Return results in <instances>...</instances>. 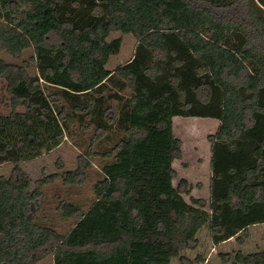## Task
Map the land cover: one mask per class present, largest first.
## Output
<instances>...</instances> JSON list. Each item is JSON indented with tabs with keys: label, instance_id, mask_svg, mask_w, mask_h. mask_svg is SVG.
<instances>
[{
	"label": "trees",
	"instance_id": "trees-1",
	"mask_svg": "<svg viewBox=\"0 0 264 264\" xmlns=\"http://www.w3.org/2000/svg\"><path fill=\"white\" fill-rule=\"evenodd\" d=\"M114 32L132 34L137 46L111 71L122 46L109 40ZM0 80L11 107L0 111V169L13 164L0 175V264L48 256L54 264H190L182 252L198 247L205 225L214 244H243L250 226L264 224V0H0ZM177 117L221 122L210 136L208 202L191 196L186 179L174 185ZM77 122L95 128L78 168L41 186L55 177L75 186L92 158L109 161L86 211L59 204L74 220L61 234L39 222L44 195L21 163L40 144L59 146ZM117 132L112 148L96 150ZM220 256L264 264V248Z\"/></svg>",
	"mask_w": 264,
	"mask_h": 264
},
{
	"label": "rangeland",
	"instance_id": "rangeland-1",
	"mask_svg": "<svg viewBox=\"0 0 264 264\" xmlns=\"http://www.w3.org/2000/svg\"><path fill=\"white\" fill-rule=\"evenodd\" d=\"M5 28L13 30L6 23ZM115 38H122V46L120 52L110 58L107 68L111 71H115L130 61L137 46V40L132 34L114 32L109 40ZM32 56H34V52L27 51L23 59L30 62ZM2 58L8 63L21 64L7 53H3ZM31 64L29 73L31 76H35L38 74L36 62ZM0 111L4 115H9L11 112L6 83L3 80H0ZM79 124L77 122L75 127L68 125L66 138L59 146L49 150L46 144H40L35 156L21 163L22 169L32 181L33 189L41 186L42 180L47 177L59 176L66 171H74L78 168L79 157L88 150L90 141L95 134L94 127L90 126V128L80 130ZM87 124V121L83 123L84 126ZM220 126L221 122L214 119L182 117L174 119L175 136L182 141L181 157L174 162L176 170L174 185L177 187L182 179H186L192 185L191 196L205 199L207 202L211 200L212 187L213 143L210 141V136H217ZM121 136V132H117L115 136L112 135L109 139L99 141L96 150L99 152L109 150ZM108 161L100 157L92 158V165L88 168L86 180L75 186L65 184L61 177H55L53 181L41 186L44 198L42 210L38 214L39 222L52 226L61 234L69 232L74 220L65 219L62 216L61 211L58 210L59 204L66 201L76 204L86 211L95 197L96 182L103 178L101 168ZM12 168L13 164L4 165L0 169V175L8 177ZM184 197L190 202L188 195H184ZM209 234V227L205 225L197 234L198 247L195 250L186 249L182 252L190 264H230L225 262L220 255L229 254L234 258L238 251L249 254L264 248V225L249 228V237L245 238L243 244H239L235 239L219 248L214 247ZM38 264H54L53 258L48 256ZM171 264L183 263L178 258H174Z\"/></svg>",
	"mask_w": 264,
	"mask_h": 264
},
{
	"label": "crops",
	"instance_id": "crops-1",
	"mask_svg": "<svg viewBox=\"0 0 264 264\" xmlns=\"http://www.w3.org/2000/svg\"><path fill=\"white\" fill-rule=\"evenodd\" d=\"M258 225H264V224H258ZM258 225H253V226H258ZM253 226H250L249 228H251V227H253ZM209 227V226H208ZM202 230V229H201ZM209 232H210V238H211V240H212V234H211V228L209 227ZM236 239V237H233V238H231L230 240H228V241H225V242H222V243H219V244H214L213 243V241H212V243H213V245H214V247H216V248H219V247H221V246H223L224 244H227V243H230V242H233V240H235Z\"/></svg>",
	"mask_w": 264,
	"mask_h": 264
}]
</instances>
